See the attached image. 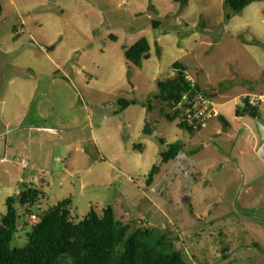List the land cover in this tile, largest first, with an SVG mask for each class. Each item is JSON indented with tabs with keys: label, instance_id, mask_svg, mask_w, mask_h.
Listing matches in <instances>:
<instances>
[{
	"label": "rangeland",
	"instance_id": "obj_1",
	"mask_svg": "<svg viewBox=\"0 0 264 264\" xmlns=\"http://www.w3.org/2000/svg\"><path fill=\"white\" fill-rule=\"evenodd\" d=\"M0 2V217L29 184L36 216L66 198L76 221L111 205L133 227L172 231L192 264H264V115L248 116L258 151L234 122L240 97L264 92V0L238 12L227 0ZM144 36L139 67L126 50ZM176 62L228 132L220 117L197 133L166 119L154 98ZM120 99L138 103L120 112ZM176 142L185 150L163 162ZM17 208L23 247L35 221Z\"/></svg>",
	"mask_w": 264,
	"mask_h": 264
},
{
	"label": "trees",
	"instance_id": "obj_2",
	"mask_svg": "<svg viewBox=\"0 0 264 264\" xmlns=\"http://www.w3.org/2000/svg\"><path fill=\"white\" fill-rule=\"evenodd\" d=\"M256 1L261 0H227V3L238 12ZM3 10L0 2V17ZM126 57L141 67L144 60L152 57L150 40L145 36L140 38L126 50ZM174 67L177 74L159 82V92L154 100L170 109L165 112L168 121H177L180 128L197 133L202 129H195L181 120L177 106L186 93H207L188 78L186 66L176 62ZM137 103L136 99H120V112ZM148 107L152 110L153 103ZM260 110L237 107L236 114L258 118ZM220 118L228 126V121L222 116ZM146 130L151 132L152 129L147 125ZM185 148L186 145L181 142L170 144L161 154L163 162L176 159ZM159 170V166L153 167L148 178L149 185H152ZM40 194L37 187L26 184L20 194L7 198V210L0 217V264H192L177 249L172 231L143 225L133 227L131 223L119 220L111 205L102 214L92 209L84 219L76 221L72 218L71 198L38 214L37 221L31 226L28 243L23 247H13L21 218L17 203L25 206V214L34 215L33 208Z\"/></svg>",
	"mask_w": 264,
	"mask_h": 264
},
{
	"label": "built area",
	"instance_id": "obj_3",
	"mask_svg": "<svg viewBox=\"0 0 264 264\" xmlns=\"http://www.w3.org/2000/svg\"><path fill=\"white\" fill-rule=\"evenodd\" d=\"M23 31V29L21 30ZM188 78L195 84V81L188 75ZM237 107L245 109L247 107L264 109V92L248 93L240 97ZM180 113V119L188 123L195 129H204L215 118L221 116L216 102L203 92L186 93L177 106ZM24 167L26 161L22 162ZM32 219L37 221V216Z\"/></svg>",
	"mask_w": 264,
	"mask_h": 264
},
{
	"label": "crops",
	"instance_id": "obj_4",
	"mask_svg": "<svg viewBox=\"0 0 264 264\" xmlns=\"http://www.w3.org/2000/svg\"><path fill=\"white\" fill-rule=\"evenodd\" d=\"M263 115H264V109H261L260 112H259V117L258 118H261ZM248 116L249 115L238 116L236 114L235 115L234 122L239 127V132H240V134L242 136H244L247 139H250V141L252 143H256L253 146V149L256 150V151H258L260 149V147H261V145L259 143H262V142H260V139L257 138L256 133H255V130H254V127L251 124V122L249 121V119H248L249 117ZM252 118H254V117H252ZM258 118H255V119H258ZM230 125H231V122L228 121V126L225 129V132H228L229 131V129H230L229 126Z\"/></svg>",
	"mask_w": 264,
	"mask_h": 264
},
{
	"label": "water",
	"instance_id": "obj_5",
	"mask_svg": "<svg viewBox=\"0 0 264 264\" xmlns=\"http://www.w3.org/2000/svg\"><path fill=\"white\" fill-rule=\"evenodd\" d=\"M46 49H49L48 47H46Z\"/></svg>",
	"mask_w": 264,
	"mask_h": 264
}]
</instances>
